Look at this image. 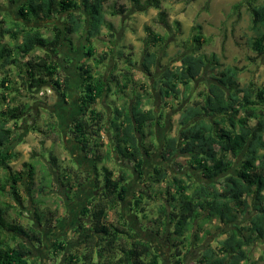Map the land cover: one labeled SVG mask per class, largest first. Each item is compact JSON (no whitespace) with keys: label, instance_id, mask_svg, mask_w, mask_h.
Listing matches in <instances>:
<instances>
[{"label":"trees","instance_id":"trees-1","mask_svg":"<svg viewBox=\"0 0 264 264\" xmlns=\"http://www.w3.org/2000/svg\"><path fill=\"white\" fill-rule=\"evenodd\" d=\"M7 1L17 6V18L0 13V69L3 78L0 87L4 92L0 95V170L4 172L0 176V264H37L39 259L33 248L42 247L45 237L42 231L50 227L52 216L46 217L37 208L24 225L6 221L16 206L2 202V197L10 194L13 202L20 203L19 191L24 188L29 193H26L28 200L34 203L31 197L36 176L34 163L24 162L21 171H13L10 167L14 154L8 148L14 140L15 130L20 129V120L27 117L31 109L27 101H22L20 92L23 89L34 99L33 92L47 86L67 101L70 77L59 69L55 60L62 43L75 52L73 35L83 37L85 44L84 60L77 72L80 79L76 97L79 114L69 122L67 135L79 152L92 161L95 175L101 179L95 176L93 189L99 193L82 209L79 225L72 231L80 238L79 243H75L74 238L55 240L50 250L51 261L59 263L61 260L59 264H159L151 242L140 238L117 213L119 203L127 197L128 172L124 165L128 164L144 186L134 199L132 211L135 213H139L143 199H151L152 186L165 184V201L153 223L171 244L173 264L182 262L181 247L194 224L212 220L221 224L218 229L223 238L215 249L203 251L199 264H247L250 247L258 241L264 242V87H257L251 81L240 86L238 75L241 69L233 66L219 68L214 55L205 58L197 54L202 43L199 26L193 29L190 52L181 53L174 63L177 65L162 68L160 75L155 77L158 54L147 48H144L139 63L128 55L124 57L120 50L114 55L111 50L96 58L92 39L97 38L104 28L111 38H115L110 31L112 25L105 19L107 0ZM131 1L138 13H145L150 7L160 8L159 0ZM245 8L251 32L246 45L256 56H263L264 0H248ZM122 11L119 7L111 15ZM164 14L160 11L158 20L166 24ZM146 32L150 42H162L148 28ZM36 50L43 51V56L33 55ZM109 58L122 61L123 66L117 74L111 71L108 77H104L96 73L95 70ZM65 62L70 64V59ZM137 64L147 80L152 79L149 88L133 79L132 71ZM207 67L211 81L197 94L198 100L180 111L177 135L167 134L163 138L160 157L164 162L171 161L176 172L182 170L176 161L177 156L185 157L191 168L212 182L191 184L190 173L170 175L168 168L162 165L154 166L146 176L145 159L158 150L156 132L164 125L163 106L157 111L150 90L158 93L162 105L167 99L186 100L193 90V83ZM10 68L17 70L19 87L10 82ZM109 96L118 97L122 104L119 107L108 105L109 114L96 110V103ZM250 122L254 123L250 125ZM46 127L52 133L59 132L55 122L47 123ZM30 129L36 128L31 124ZM106 132L110 137L104 143L101 134ZM113 154L121 163L116 171L105 165L113 161ZM230 156L240 158L236 168ZM48 165L40 168L41 187L38 190L41 194L51 187L53 181L56 182L52 180L54 173L65 185L67 200L85 179L90 180V176L84 177L82 171L78 172L80 168L57 169L53 154L49 155ZM246 198H250V202ZM247 210L253 212L250 217L246 216ZM108 212L117 216L115 223L106 222ZM22 214L18 212L19 216ZM158 230L155 234L159 233ZM73 243L74 248L67 249V245ZM261 259L264 263L263 256Z\"/></svg>","mask_w":264,"mask_h":264},{"label":"rangeland","instance_id":"rangeland-1","mask_svg":"<svg viewBox=\"0 0 264 264\" xmlns=\"http://www.w3.org/2000/svg\"><path fill=\"white\" fill-rule=\"evenodd\" d=\"M139 1L143 3L145 0ZM159 1V9L150 7L145 13H138L135 11L131 0H107L104 5L105 19L107 24L112 25L110 31L115 38H111L108 35L107 29L104 28L97 38L92 39L96 58L100 54L110 53L111 50L113 51V55L117 50H120L124 53V57L128 55L134 59L136 63H139L142 60L144 48H147L150 51H156L158 54V64L156 68H154L155 77H157L162 72V68L177 65L174 63H176L181 53L190 52L189 46L191 45L190 41L194 34L193 29L199 26L202 43L197 54H201L205 58H210L214 55L218 60L217 63L219 64V68L233 66L241 69L238 75L240 86H244L251 81L255 83L257 87H264V55L256 56L246 45V40L251 37V32L248 29L249 14L245 8V3L248 0ZM239 3H242L241 6L235 8ZM119 7L123 9L121 14L112 16L111 12L118 11ZM16 9L17 6L8 3L7 0H0V13H8L13 18H17ZM160 11L165 13V19L163 21H165L166 24L160 23L158 20V13ZM146 28H148L151 33L159 36L162 42H150V37L148 38ZM42 31L44 32L45 30ZM6 40L8 41V38H6ZM71 40L76 48L73 58L78 55L80 56L79 60H82L81 55L83 56L85 39L80 35H73L71 36ZM59 52L61 58L65 53H70V48L62 43ZM33 55L43 56V51L36 50ZM88 63L92 66L91 60H89ZM212 65L214 64L212 63ZM122 66V61H115L109 58L103 66H100L95 72L104 75V77H108L111 71L117 74V71L120 70ZM208 67L204 70L202 76L193 83V90L186 100L181 99L179 101H172L171 99H167L163 101L162 105L158 93L152 89L150 90L154 96V105L157 111L160 106H163L164 125L162 128L157 129V137L160 142L167 134L170 136L177 135L179 130L178 116L180 111L191 104L192 101L198 100L197 94L203 91L211 81L209 79L210 72L208 71ZM66 70L71 78L70 95L67 93V106L62 104V98L56 92L49 90L47 87H42L38 92H33L34 99L27 96L26 91L21 89L20 97L22 101H27L30 104V114L28 113L27 117L20 120V129L15 130L14 140L8 150L14 154L10 163V167L13 171H21L24 162L34 163L36 166L35 187H33V192L31 193L34 203L28 200L26 196L28 192H26L24 188H20L21 190L19 191L21 195L20 203L13 202V198L10 194L6 197H2V202L16 206V208L10 211L6 218V221L10 223L19 222L22 225L28 223L35 208H37L39 212L46 214V217L52 216L50 227L48 226V231L45 232L44 244L34 251L35 257L41 256V258L44 259V264L61 263L59 259V263L46 259L48 257L47 253L51 242L49 237L54 238L59 235H64L70 230L71 227L74 226L75 217L78 216L79 210L86 201V199L83 198L84 194L88 193L95 196L96 193L93 190L92 181L85 179L82 182V186L76 188L73 191V196L71 197L70 195V200H67L65 198V185L60 183L61 178L59 176H54L56 173L52 176V180L55 179L56 182L53 181L50 188L45 189L46 191L42 194L39 193L38 190V188L41 187L39 184L41 178L40 168H42L43 165L47 167L50 154H53L57 159V169L59 170L65 168L67 170L69 168L76 170L80 168L77 169L78 172H80L91 169V163L88 164L90 159L83 158L76 144L72 141L71 137L67 135V127L69 125L67 121L69 122V118H72V116L78 113L75 100L77 97L79 79L77 78L74 66H69ZM8 71L10 82L13 83V86L16 87L17 85L19 87L17 70L15 68H10ZM132 74L136 83L143 84L144 87L147 86L149 88L152 79L149 78L147 80V77L140 71L138 64L132 71ZM1 79L3 78L0 77V82ZM3 93L0 87V95ZM121 104L122 101L119 100L118 97L114 98L113 96H109L108 98L99 100L95 105V109L105 111L109 114L110 108L108 105L119 107ZM50 122H55L56 126L58 125V133H52L48 130L46 124ZM253 123L254 122H250L249 124L252 125ZM31 124L37 130L30 129ZM101 137L102 141L107 143L110 134H108V132H106V134L102 133ZM155 154L156 152H154L150 158L146 159L147 162L144 166L146 176L153 166L163 165L168 168L170 175L182 176L185 173H190L192 176L191 184H209L212 182V180L205 179L198 170L191 168L185 157L177 156L176 161L179 163L181 166L180 169L182 170L176 172L174 167L171 166V161L164 163L159 155ZM229 158L234 162V168L240 164V158L231 156ZM119 164L121 163L118 162L114 154L113 161L105 163V165L113 171H116L117 165ZM124 167L128 172L127 197L124 201L119 203L117 213L124 216L123 218L127 225L135 230L138 236L152 243V250L158 255L159 264H173L172 254H170L172 253V248L169 246L170 243L168 244L163 232L160 229L158 230L153 223L156 217H158L160 206L165 201V184L152 186L154 192L150 193L152 196L151 199H143L138 208L139 213L138 211H136L137 213H135V211L131 213V211H128V207L132 205L134 209L132 202L137 198V194L141 192L140 190L144 189V186L140 185L135 175L134 177L132 176V167L130 165L125 164ZM3 174L4 172L0 170V176ZM95 176L96 179H101L99 175ZM217 185L219 184H216V186ZM246 199L250 202V198ZM140 209H143L144 212L143 210L140 212ZM18 212L23 214L19 216ZM47 213L49 215H47ZM252 214L253 212L251 210H247V217H250ZM116 217L115 213L108 212L105 220L107 223H115ZM219 226H221V224L217 220H212L208 223L196 222L191 232L187 233V239L181 247L184 257L180 264H199V257L204 250L209 248L215 249L218 241L223 238V236H219ZM157 230L159 233L155 234ZM72 237L74 238L75 235L72 236L71 233H68L66 239H71ZM8 238L9 237H5L6 240H9ZM249 256L250 260L247 264H264L261 259V256L264 257V242L258 241L250 247Z\"/></svg>","mask_w":264,"mask_h":264},{"label":"flooded vegetation","instance_id":"flooded-vegetation-1","mask_svg":"<svg viewBox=\"0 0 264 264\" xmlns=\"http://www.w3.org/2000/svg\"><path fill=\"white\" fill-rule=\"evenodd\" d=\"M60 48H61V46H60ZM81 57H82V60H79L80 59V56H75L74 58H73V55H71V53H65L64 55H63V57H61L60 58V56L55 60L56 62H57V64L59 65V69L65 74V75H67V76H69L68 74H67V68L69 67V66H74V70H75V72H76V75H77V72H78V66L82 63V61L84 60V56H82L81 55ZM70 59V64H67L66 62H65V60H67V59ZM63 63V64H62ZM70 77V76H69ZM77 78H78V76H77ZM79 79V78H78ZM70 80H71V78H70ZM80 80V79H79ZM80 84V82L78 83V85ZM62 102H63V104L65 105V106H67L68 105V103L65 101V100H63V98H62ZM66 102V103H65ZM75 103H76V108H77V111H78V113L77 114H79V108H78V102H77V99L75 100ZM49 111V110H48ZM77 114H75L74 116H77ZM74 116H72V118L74 117ZM72 118H69V122L71 121V119ZM68 121H67V124L69 123ZM59 124V123H58ZM158 135H157V132H156V140H157V143H158V150H156L155 152H156V154L155 155H159V157H160V150H161V144H162V141H163V138H162V140H161V142L158 140V137H157ZM152 156V155H151ZM150 156V157H151ZM83 157H84V155H83ZM149 157V158H150ZM147 159V158H146ZM146 159H145V163L147 162L146 161ZM160 159L162 160V158L160 157ZM163 161V160H162ZM164 162V161H163ZM169 162V161H168ZM164 163H166V162H164ZM144 166H145V164H144ZM155 166H159V165H155ZM161 166V165H160ZM163 166V165H162ZM154 167V166H153ZM152 167V168H153ZM151 168V169H152ZM83 173H84V176H90V180L92 181V186H93V188H94V186H95V183H96V180H95V172H94V170H93V168L91 167V169L90 170H83L82 171ZM144 173L146 174V172H145V169H144ZM149 173H151V170H150V172ZM132 176L134 177V175L136 176V174L134 173V171H133V169H132ZM136 178H137V176H136ZM89 180V181H90ZM140 185L141 186H143V183H141L140 182ZM82 186V185H81ZM80 186V187H81ZM126 186H127V184H126ZM94 190V189H93ZM92 190V191H93ZM99 190H94V192H96L95 193V196L97 195V193H99L98 192ZM94 195H90V194H88V193H85L84 194V197L83 198H85L86 199V201H85V203H83V205H82V207H81V209L79 210V212H78V216L77 217H75V223L73 224L74 226L73 227H71V229L70 230H68L64 235H59V236H56V237H54V238H52V237H49V240H51V242H50V248H49V250H48V253H47V260H51V258H49V256H50V250H51V247H52V243H54V241L55 240H58V239H62V238H66L67 237V234L68 233H71V235L72 236H74V234H73V230H74V228H76L78 225H79V222H80V213H81V211H82V209L87 205V203L93 198V197H95ZM133 203V202H132ZM132 205H130L129 207H128V211H131V213H132ZM124 217V216H123ZM48 228L49 227H47V229L44 231H42V234L43 235H45V232L46 231H48ZM133 230V229H132ZM135 231V230H134ZM137 233V232H136ZM140 237V236H139ZM73 238V237H72ZM71 238V239H72ZM140 238H142V237H140ZM70 239V238H69ZM68 239V240H69ZM142 239H144V238H142ZM67 240V241H68ZM74 242L75 243H79V241H80V238H78L77 236H75L74 237ZM152 244V243H151ZM74 243L73 244H69V245H67V249L69 248H74ZM34 250L33 251H35V250H37V249H35V248H33ZM35 254V253H34ZM38 259H39V261H38V263L37 264H44V259L43 258H41V256H39L38 257Z\"/></svg>","mask_w":264,"mask_h":264},{"label":"crops","instance_id":"crops-1","mask_svg":"<svg viewBox=\"0 0 264 264\" xmlns=\"http://www.w3.org/2000/svg\"><path fill=\"white\" fill-rule=\"evenodd\" d=\"M70 53H71V55H73L74 53H72L71 51H70ZM2 76V70L0 69V77ZM70 83H71V80H70ZM78 83H79V81H78ZM45 87H47V86H45ZM49 91V90H48ZM68 93H69V95H70V84H69V88H68ZM69 97V96H68ZM62 104H63V102H62ZM83 156V155H82ZM83 158H85V157H83ZM88 163V162H87ZM91 163V167H92V161L90 160L89 161V163L88 164H90Z\"/></svg>","mask_w":264,"mask_h":264}]
</instances>
